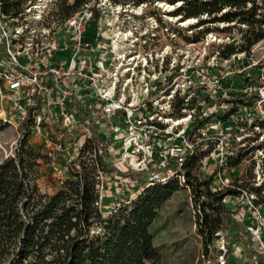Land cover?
Masks as SVG:
<instances>
[{
  "label": "rangeland",
  "instance_id": "1",
  "mask_svg": "<svg viewBox=\"0 0 264 264\" xmlns=\"http://www.w3.org/2000/svg\"><path fill=\"white\" fill-rule=\"evenodd\" d=\"M62 1L64 0H46L42 4L38 0H28L23 8L28 2L31 7L39 4L45 16L40 22L29 21V27H49L51 30H58L60 34L65 18L53 12ZM163 2H159L160 5L158 1L134 5L127 0H89L92 16L94 10L98 14L97 20L100 19L99 25L96 20V26L102 30V37L105 38L108 31L115 33L120 27L126 30L127 36L135 38L134 48L143 54H151L152 62L157 65L156 70L160 74L157 85L162 98L160 103L167 102L162 96L171 90H176L174 95L182 96L184 100L185 97L189 101L193 99V107L181 111L183 115L178 120L182 122L174 124L173 120L176 118L168 116L160 121L165 125L163 133L146 125L137 128L142 134L141 142L151 146L144 158L146 170L129 168V165H135L138 160L137 153H132L133 147L128 150L129 157H126L127 161L124 163L118 161L119 154L115 150L107 151L105 156H109V153L111 158L114 156L108 166L113 169L119 167L116 170L121 175L111 172L110 169L105 171L106 189L100 196L105 199V205L131 195L132 189L129 185L143 186L146 174L150 171L174 168L178 161L172 153L174 144L181 142L186 146L190 144V140L199 138L205 139L211 147L191 169L197 182L206 179L211 170L215 169L219 153H230L228 148H231L233 136L238 142L236 149L239 147L240 153L245 155L234 167L225 166L220 171L216 168L217 173L210 181L211 189L223 184L228 188H242L250 184L257 186L264 180V127L252 125V122H257L256 120H261L264 116V76L256 68L264 60V38L251 45L247 52H236L229 59H219L217 50L223 44L232 41L234 44L241 43L239 28L243 29V25L234 22H210L208 19L211 16L208 15L200 16L205 19L202 24L197 23V18L184 20L180 14L173 13L181 5V0L174 3L167 0ZM224 11L222 9L221 12ZM3 24L4 21L1 20V25L4 26ZM91 25L95 26L93 22ZM255 92L259 95V101L254 102L252 98H247L245 100L253 102L252 105L237 103L240 98L238 94ZM230 108H236V112L229 115L226 121H220L218 116L224 115L225 110ZM200 120L202 124L195 131L197 136L190 134L188 139L187 134L191 127ZM14 124L15 127L8 123L0 132V161L14 153L18 139L22 137L19 124ZM51 129L49 125L42 129H30L29 145L44 153L48 150L44 134ZM137 130L130 132L136 135L139 132ZM169 132L174 135L166 137L165 133ZM181 138L184 140L181 141ZM69 165L70 163L60 159L55 166L50 163L42 164L40 170L44 175L38 180L40 188L45 191L57 188ZM77 166L75 167L78 168ZM126 173L127 176H124ZM174 173L171 170L167 177L174 176ZM263 192L264 190L261 191ZM231 199L225 196L223 202L230 203ZM201 200L202 197L199 198ZM201 213L199 205L187 188H178L165 201L151 227L154 234L153 244L161 253L158 264H203L204 258H207V248L197 233L195 223Z\"/></svg>",
  "mask_w": 264,
  "mask_h": 264
},
{
  "label": "built area",
  "instance_id": "2",
  "mask_svg": "<svg viewBox=\"0 0 264 264\" xmlns=\"http://www.w3.org/2000/svg\"><path fill=\"white\" fill-rule=\"evenodd\" d=\"M43 1L46 0L38 3ZM41 8L39 4L31 7L28 2L17 14L0 13V117L14 127L15 122L26 120L30 129L51 126L44 140L48 148L45 154L52 166L59 159L71 164L95 157L96 153L101 155L102 162L108 163L114 156L105 154L111 150L124 163L133 147L132 153H137L138 160L135 165L128 164L129 168L146 170L144 158L151 146L141 142L142 134L137 128L146 125L163 133L165 125L160 121L165 116L173 118L169 114L176 90L163 94L167 102L160 103V74L151 54L134 48L135 38L127 36L126 30L119 37L112 31L102 37L89 3L64 19L60 34L49 27H29V21H43ZM91 22L95 24L96 37L88 41L84 32ZM131 130L139 132L134 135ZM174 146L172 153L179 164L191 143L185 146L179 142ZM224 155L218 154L220 166ZM116 169L112 172L117 174ZM104 170L97 169L95 174V189L100 196L106 189ZM160 170L147 173L146 183L164 179L171 172ZM224 187L223 184L215 189ZM227 196L232 198L227 208L241 215V229L237 238L236 230L216 231L206 247L203 264H264V203L255 204L256 195L247 191Z\"/></svg>",
  "mask_w": 264,
  "mask_h": 264
},
{
  "label": "trees",
  "instance_id": "3",
  "mask_svg": "<svg viewBox=\"0 0 264 264\" xmlns=\"http://www.w3.org/2000/svg\"><path fill=\"white\" fill-rule=\"evenodd\" d=\"M28 0H0V13L17 14ZM134 5L163 0H127ZM174 3L177 0H167ZM181 5L173 12L184 19L197 18L202 24L201 15L211 16L210 22H234L243 25L239 28L241 43L223 44L217 50L219 59H229L236 52H247L251 45L264 38V0H181ZM89 0L60 2L54 14L65 19L82 9ZM224 9V12H221ZM98 14L93 10V18ZM264 76V60L256 66ZM2 81L0 79V85ZM237 94V93H236ZM237 103L249 106L260 100L255 93L238 94ZM193 99L175 96L172 111L175 118L183 115V109H191ZM236 108L225 110L218 116L226 121ZM204 120V118H203ZM252 122L253 126L264 127V116ZM204 122H206L204 120ZM202 121L191 127L190 134ZM8 123L0 117V132ZM22 137L18 139L14 153L0 161V264H158L161 253L153 244L151 230L159 209L178 188H187L202 212L196 219L197 233L202 237L205 248L216 231H234L237 238L241 215L227 208L223 199L227 195H238L244 191L255 193V204L264 203V180L257 186H237L211 189L210 181L227 166L240 163L245 154L240 153L234 136L230 153L226 152L223 164L218 163L209 176L201 182L191 174V169L209 149L205 139L190 140L181 162L170 170V177L143 183V186L130 185L132 194L114 203L104 204L95 189L97 169L114 170L101 155L70 164L57 188L42 190L39 178L42 177V164L49 165L45 152L34 149L28 143L29 121L19 124ZM263 147V146H261ZM91 149V147H87ZM92 152V149H91ZM217 157V156H216ZM78 165V168L75 165ZM218 171V172H219ZM119 173V172H118ZM120 174V173H119ZM108 175V174H107ZM121 175V174H120ZM127 176V173L124 174ZM182 177L179 182V177ZM132 177V176H131ZM129 177V178H131ZM202 197L203 200L199 201Z\"/></svg>",
  "mask_w": 264,
  "mask_h": 264
},
{
  "label": "crops",
  "instance_id": "4",
  "mask_svg": "<svg viewBox=\"0 0 264 264\" xmlns=\"http://www.w3.org/2000/svg\"><path fill=\"white\" fill-rule=\"evenodd\" d=\"M88 26L89 27H86V30L84 32V37L88 41H93V39H95L96 37V29H95V26L91 25V23Z\"/></svg>",
  "mask_w": 264,
  "mask_h": 264
},
{
  "label": "bare ground",
  "instance_id": "5",
  "mask_svg": "<svg viewBox=\"0 0 264 264\" xmlns=\"http://www.w3.org/2000/svg\"><path fill=\"white\" fill-rule=\"evenodd\" d=\"M159 2H163V1H159ZM158 2V3H159ZM163 4V6L162 7H164V2L162 3ZM159 5H160V3H159ZM158 5V6H159ZM132 8V7H131ZM169 8V7H168ZM171 8H172V6H171ZM174 8V7H173ZM167 9V8H166ZM130 10H132V9H130ZM138 13V12H137ZM185 20V19H184ZM187 20V19H186ZM190 21V20H189ZM182 22H183V19H182ZM185 23H186V21H185ZM188 23V22H187ZM182 24H184V23H182ZM185 25V24H184ZM123 33V31H122V29H120V27L119 28H117V30H116V32H115V34L117 35V37H119L121 34ZM123 41H125V42H127V38H124V40ZM124 42H121V44H123ZM179 118H177V120L175 119V120H173V122H174V124H178V123H180V122H182V121H180V120H178Z\"/></svg>",
  "mask_w": 264,
  "mask_h": 264
}]
</instances>
